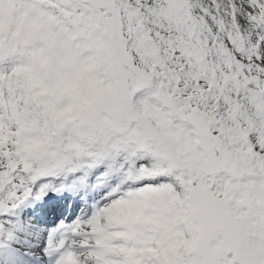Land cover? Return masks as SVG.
Listing matches in <instances>:
<instances>
[{
  "label": "snow or ice",
  "instance_id": "snow-or-ice-1",
  "mask_svg": "<svg viewBox=\"0 0 264 264\" xmlns=\"http://www.w3.org/2000/svg\"><path fill=\"white\" fill-rule=\"evenodd\" d=\"M0 264H264V0H0Z\"/></svg>",
  "mask_w": 264,
  "mask_h": 264
}]
</instances>
